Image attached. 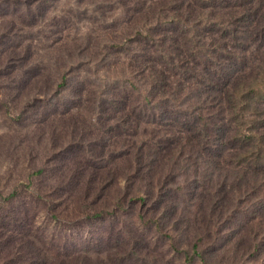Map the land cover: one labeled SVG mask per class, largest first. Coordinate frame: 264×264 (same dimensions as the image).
Listing matches in <instances>:
<instances>
[{"label":"rangeland","instance_id":"374dc122","mask_svg":"<svg viewBox=\"0 0 264 264\" xmlns=\"http://www.w3.org/2000/svg\"><path fill=\"white\" fill-rule=\"evenodd\" d=\"M143 2L140 9L133 0H52L31 25L20 20L23 5L16 17L0 1V34L15 33L26 53L12 76L18 81L23 70L34 78L18 85L0 74V264H264L263 237L251 249L264 202L261 191H246L241 165L222 157L215 169L201 159L198 175L189 161L164 156L175 147L171 122L184 130L203 124L192 105L204 106L210 137L217 125L229 139L239 130L233 112L206 94L219 64L206 56L215 51L211 38L227 40L219 27L204 29L200 78L175 71L178 103L160 99L151 93L149 32L168 27ZM241 2L259 9V19L241 26L254 31L259 21L264 40V0H218L230 8ZM249 40L248 73L260 64ZM216 51L221 64L231 60ZM154 59L164 65L160 55ZM154 149L150 170L133 171L134 154Z\"/></svg>","mask_w":264,"mask_h":264},{"label":"trees","instance_id":"16d2710c","mask_svg":"<svg viewBox=\"0 0 264 264\" xmlns=\"http://www.w3.org/2000/svg\"><path fill=\"white\" fill-rule=\"evenodd\" d=\"M0 1L13 8L12 14L16 17H19V13L22 12L18 8L23 5L25 11L22 14H25V19L22 18L21 14L20 20L33 25L34 22L45 15L48 10L47 5L52 0ZM120 1L125 3L128 0ZM143 1L133 0L140 9H142V4L144 6L147 5V2ZM149 1L153 3V5L148 7L149 12L154 13L157 18L160 17L159 22L164 19L168 27L164 33L149 32L150 40L154 41V57H151V62L149 63L153 79L151 93L160 95V99L163 96L164 100L178 101L173 91L175 90L174 84L178 83V81L173 82V79H176L179 75L175 71H180L183 77L193 73L197 78H200L198 65H204V60L202 59L203 50L209 46V43L198 38L200 35H204V29L219 27L222 34L221 40L226 39L227 42L219 45L217 39L211 38L213 44L210 45L209 49L215 48V51L213 55L212 52H207L206 56L213 57L209 58V60L219 64H216V72H212L214 74L211 73L209 81L212 87L206 91V94L210 99L215 100L216 103H224L233 112L232 121L235 122L234 124L239 129L229 139L227 133L222 131L221 127L217 125L219 134L214 138L210 137V126L202 111L204 106L192 105L190 112L197 117L198 123L201 122L203 124H201L200 128H186L184 130L181 122H171L168 140L174 141L175 147H171L164 156L168 160L181 158L189 161L196 168L198 175L200 174L199 161L201 159H204V162L215 169H221L222 157L225 158L226 162L229 161L233 165H241V174H238V177L245 179V185L248 189L246 191H261L260 203L262 206L264 202V58L261 59L257 55L260 54V50L264 47V40L263 38L262 40L260 39L263 35V27L259 21H255L254 31H251L248 26H241L245 21H250L252 17L259 19V9L251 6V2H241L239 6L230 8L219 6L218 0ZM33 5L37 6L34 7ZM238 7L241 8V11H238ZM225 10H229V12ZM255 22H252V25H255ZM249 39L255 43L252 56H256L255 61H260V64L258 66L255 65V68L252 71L250 70V73H248L249 68H246L248 57L245 54L246 52H244L247 49L245 43ZM18 43L20 41H17L15 33L9 36L8 32L0 34V48L3 50L5 59V66L3 68L0 67V74L15 81H17V78L14 79L12 73L16 69H22V62L26 58V53H21V46ZM216 49L229 55L231 60L224 65L221 64L219 53L217 54ZM157 55L163 58L164 65L154 59ZM209 60L205 61L206 68H210L208 66ZM239 61L244 63L241 68L236 67ZM226 67L231 69L227 70ZM254 69L258 70L257 76L253 75L256 71ZM19 71L17 72V76H20L17 81L18 85L21 82L26 84L29 81L27 79L29 77L34 79L32 74H25L23 70ZM63 80L64 82L59 87L65 85V77H63ZM15 87L16 90L19 89L17 86ZM29 92L32 91L30 90ZM176 107L179 109L183 108L179 104H176ZM160 113V111L157 112L159 115ZM157 114H154V116L157 117ZM175 128L181 131H176ZM158 146L161 145L159 144ZM226 149L228 152L225 151ZM156 153V149L152 153L138 150L134 154V162L137 164L133 162V171L137 170L144 175L150 170V165H146V159L155 160ZM239 185L238 183L236 187L238 188ZM240 191H243L242 186ZM257 216L258 214L256 216L252 214L251 218L255 219ZM251 228L255 232L251 249L257 251L261 246V241L259 242L260 236L264 239V208L261 207L260 222H255ZM195 250L202 256L204 261L208 262L207 253L204 255V251H202L199 244L195 245Z\"/></svg>","mask_w":264,"mask_h":264}]
</instances>
